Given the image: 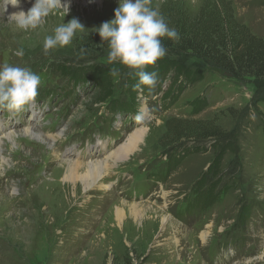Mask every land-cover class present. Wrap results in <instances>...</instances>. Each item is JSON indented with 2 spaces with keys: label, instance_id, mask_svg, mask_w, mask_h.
Masks as SVG:
<instances>
[{
  "label": "rangeland",
  "instance_id": "1",
  "mask_svg": "<svg viewBox=\"0 0 264 264\" xmlns=\"http://www.w3.org/2000/svg\"><path fill=\"white\" fill-rule=\"evenodd\" d=\"M5 1L14 0H0V65L29 67L41 85L34 104L0 109V264H264V0H151L179 34L164 39L165 58L198 76L171 102L162 99L168 76L148 98L138 94L126 117L113 114L130 102L126 71L101 103L99 87L60 70L112 65L94 28L113 18L118 0H61L67 16L57 7L28 31ZM33 3L19 0L16 11ZM73 17L85 31L46 55L45 36ZM140 128L142 143L100 188L63 180L67 163L107 162ZM213 161L217 175L206 172ZM121 204L145 213L135 219Z\"/></svg>",
  "mask_w": 264,
  "mask_h": 264
},
{
  "label": "clouds",
  "instance_id": "2",
  "mask_svg": "<svg viewBox=\"0 0 264 264\" xmlns=\"http://www.w3.org/2000/svg\"><path fill=\"white\" fill-rule=\"evenodd\" d=\"M14 6H19V0H14ZM60 7L64 16L69 13L70 3L61 0H34L32 6L25 12L20 10L12 14L16 26L23 30H34L40 27L53 9ZM85 31L78 18L73 17L67 23L57 25L51 35L43 41V50L47 55L49 50L70 45L77 32ZM102 44H107V61L109 64L119 63L133 70L137 78L134 90L153 89L158 80L156 71L147 69L163 59L168 49L164 39L178 41L179 34L170 28L164 17L151 7V0H118L113 18L94 28ZM101 44V45H102ZM16 56L24 55L23 49L16 50ZM118 76L115 70L110 73ZM41 77L29 67L18 65H0V109L19 112L35 102ZM137 120L141 117L137 115Z\"/></svg>",
  "mask_w": 264,
  "mask_h": 264
},
{
  "label": "trees",
  "instance_id": "3",
  "mask_svg": "<svg viewBox=\"0 0 264 264\" xmlns=\"http://www.w3.org/2000/svg\"><path fill=\"white\" fill-rule=\"evenodd\" d=\"M235 30V29H233ZM243 38L240 37V35L236 36L233 33H229V36L226 34V41L230 44H234L235 48H239L243 42ZM243 47V44H242ZM246 48V45H245ZM231 51V50H230ZM60 69L62 72H66V74L75 81V84H92L94 87H99V101L101 103H105L109 98L112 96V84L111 80L114 76H112L110 73L111 71L115 70L119 73L118 76L123 74H127L125 78V83L123 85V92L125 95L128 96L130 99L129 105H122V106H115L113 109V114H118L120 116L126 117L127 115L134 112V110L139 107V104H137V95L141 94L145 98H148L150 94H152L154 89H159L163 86V83L166 81V78L170 76L169 79V85L166 87L165 93L162 95V99L166 97V93L169 95V97H166V101H173L175 98V95H178V88H180V84L184 82V86L189 85L190 83H194L195 78H197L198 73L197 71H190L188 68H185L184 66L180 65L177 61L170 60L168 58H163L158 60L155 65L149 67L148 71H156L158 73V80L156 86L149 90L148 88H144L143 91L140 90H134L133 86L137 83V78L134 75L133 70H129L125 67H123L120 64H112L108 67H101L97 65H90L85 67H80L79 71H76L75 73L69 74V68L63 69L61 67ZM129 75L131 77H129ZM65 76V73H64ZM73 77V78H72ZM130 79H129V78ZM128 78V80H127ZM182 78L180 81L179 79ZM170 86V87H169ZM172 86V87H171ZM177 86V87H176ZM195 101L192 102L194 104ZM193 111L194 108H193ZM131 112V113H130ZM264 130V128H263ZM230 147H227L226 149L219 150L220 155L218 154L216 157V163H219V158L221 155L224 154L227 150L229 151ZM215 161H213L208 168L206 169L207 173L217 175L218 166L219 164H214Z\"/></svg>",
  "mask_w": 264,
  "mask_h": 264
},
{
  "label": "bare ground",
  "instance_id": "4",
  "mask_svg": "<svg viewBox=\"0 0 264 264\" xmlns=\"http://www.w3.org/2000/svg\"><path fill=\"white\" fill-rule=\"evenodd\" d=\"M5 7L8 12V14H13L16 11V7L13 3L10 1H5ZM19 8V6L17 7ZM24 10V8L22 9ZM20 11V10H19ZM145 109V107H142ZM2 128V124H1ZM24 133L28 136H35L32 130H23ZM34 133V134H33ZM145 133V129L140 128L134 131L130 136H128L127 141L125 144L120 146L118 149H114L115 151L110 152L105 159H107V162L101 163L98 161L93 162H86L83 163L79 161L78 158H76L74 161H71L70 163H67L65 165L66 167V176L63 178L64 181H69L71 183L76 182L77 180H80L81 183L84 185V189L88 190L90 188H100L104 181H105V175L108 174L111 168L114 167V165H117L119 162L124 161L127 157L132 155L134 151H136L139 147V145L142 143V139ZM36 138H29L31 141H41L40 143H47L50 144V141L46 137H43L39 134H36ZM14 134H6L4 135V139L9 140L13 142ZM57 134L52 137L57 138ZM36 139V140H34ZM115 169V168H114ZM123 207L127 208L129 213L135 218H140L142 216V213H145L143 211L144 207H140L136 204H121ZM116 218L118 222H121L124 218V211L123 209L116 208ZM168 219L162 218V222L166 221ZM169 221V220H168Z\"/></svg>",
  "mask_w": 264,
  "mask_h": 264
}]
</instances>
